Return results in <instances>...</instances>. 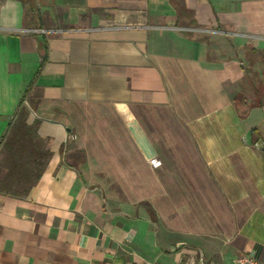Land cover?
<instances>
[{"label":"crops","instance_id":"0c3cea01","mask_svg":"<svg viewBox=\"0 0 264 264\" xmlns=\"http://www.w3.org/2000/svg\"><path fill=\"white\" fill-rule=\"evenodd\" d=\"M20 103L0 264L264 262V0H0V142Z\"/></svg>","mask_w":264,"mask_h":264},{"label":"trees","instance_id":"16d2710c","mask_svg":"<svg viewBox=\"0 0 264 264\" xmlns=\"http://www.w3.org/2000/svg\"><path fill=\"white\" fill-rule=\"evenodd\" d=\"M28 112L18 106L14 121L0 142L7 173L0 179V193L24 196L39 179L49 156L39 138L38 121L29 124ZM35 165L33 169L30 165Z\"/></svg>","mask_w":264,"mask_h":264},{"label":"built area","instance_id":"2783aa9c","mask_svg":"<svg viewBox=\"0 0 264 264\" xmlns=\"http://www.w3.org/2000/svg\"><path fill=\"white\" fill-rule=\"evenodd\" d=\"M31 32L34 34L43 35V34L48 33L49 31H47L45 29H39L38 28V29H34ZM154 162L155 161L152 160L151 164L155 166L156 164ZM181 264H194V263L192 261H185V262H182ZM232 264H264V262L259 261L255 258L251 257L250 255H240L232 261Z\"/></svg>","mask_w":264,"mask_h":264},{"label":"rangeland","instance_id":"374dc122","mask_svg":"<svg viewBox=\"0 0 264 264\" xmlns=\"http://www.w3.org/2000/svg\"><path fill=\"white\" fill-rule=\"evenodd\" d=\"M248 96L253 98V91L252 90L248 92ZM262 128L264 129V118H263V121H262ZM34 167H35V165H32V164L29 166V168H31V169H33ZM6 173H7V169L5 167V162H4V159H3V155H2L1 150H0V179L2 177H4Z\"/></svg>","mask_w":264,"mask_h":264},{"label":"water","instance_id":"95a60500","mask_svg":"<svg viewBox=\"0 0 264 264\" xmlns=\"http://www.w3.org/2000/svg\"><path fill=\"white\" fill-rule=\"evenodd\" d=\"M260 145H262V142L261 141H257V143H256V147H260Z\"/></svg>","mask_w":264,"mask_h":264}]
</instances>
